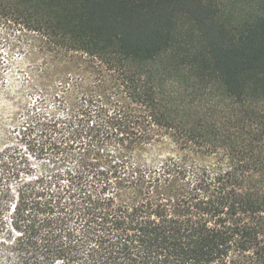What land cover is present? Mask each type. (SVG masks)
<instances>
[{"label": "trees", "instance_id": "16d2710c", "mask_svg": "<svg viewBox=\"0 0 264 264\" xmlns=\"http://www.w3.org/2000/svg\"><path fill=\"white\" fill-rule=\"evenodd\" d=\"M0 24L34 68L98 73L40 84L38 166L0 148V264H264V0H0Z\"/></svg>", "mask_w": 264, "mask_h": 264}, {"label": "rangeland", "instance_id": "374dc122", "mask_svg": "<svg viewBox=\"0 0 264 264\" xmlns=\"http://www.w3.org/2000/svg\"><path fill=\"white\" fill-rule=\"evenodd\" d=\"M29 35L20 30L5 29L0 24V148L7 146L16 155H24L29 162L39 165L38 159L28 149L26 141L31 136L24 135L22 122L27 118V109L33 104L37 111L62 114L51 96V91L42 83L49 82L54 72L64 69L92 82L98 76L82 58L58 55H32L31 60L49 61V66L34 68L27 60ZM44 56V57H43ZM36 67V66H35ZM32 69V71H31ZM42 100L40 104L37 102ZM20 124V125H19Z\"/></svg>", "mask_w": 264, "mask_h": 264}]
</instances>
